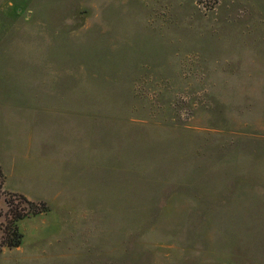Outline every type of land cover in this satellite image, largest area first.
I'll return each instance as SVG.
<instances>
[{
    "label": "rangeland",
    "instance_id": "1",
    "mask_svg": "<svg viewBox=\"0 0 264 264\" xmlns=\"http://www.w3.org/2000/svg\"><path fill=\"white\" fill-rule=\"evenodd\" d=\"M0 159V264H264V0H0Z\"/></svg>",
    "mask_w": 264,
    "mask_h": 264
},
{
    "label": "trees",
    "instance_id": "2",
    "mask_svg": "<svg viewBox=\"0 0 264 264\" xmlns=\"http://www.w3.org/2000/svg\"><path fill=\"white\" fill-rule=\"evenodd\" d=\"M17 198L19 201L14 204L13 202H8L7 204V213L4 216V225L1 230L0 250L3 247L13 249L20 245L22 234L18 229L17 222L23 219L28 211H31L34 214L46 211L41 203L35 204L26 200L23 196H18ZM36 205H40L41 208L37 209Z\"/></svg>",
    "mask_w": 264,
    "mask_h": 264
},
{
    "label": "crops",
    "instance_id": "3",
    "mask_svg": "<svg viewBox=\"0 0 264 264\" xmlns=\"http://www.w3.org/2000/svg\"><path fill=\"white\" fill-rule=\"evenodd\" d=\"M49 88L46 89V93H49ZM11 103V102H10ZM20 107H21V104H20ZM23 107L28 111V113H24V115L26 116H30L31 118V114H30V111L29 110H33L35 113L39 110V113L41 115L40 118H42L44 120V124H46L48 127L50 126V118H48L47 116L48 115H51V110L53 108H55V105L53 106L51 101H47V100H42L40 101L38 98L37 99H33L31 100L30 103H26V104H23ZM38 110H37V109ZM54 111V110H53ZM14 117L16 118L17 117V114L16 112L14 113ZM24 116V118H25ZM44 128L46 127L45 125H43ZM19 166V165H18ZM17 166V167H18ZM10 171L8 172L5 167H4V164H3V161H1L0 159V172L2 173V177H3V181H2V186L4 189L8 190V191H12V192H17V193H20L26 200L28 201H41L42 203H46L47 202L44 200V199H41L40 197H32L31 195H28L26 194L25 191H22V190H19L17 188H8L6 186L7 184V179L9 177L10 174H13V169H14V165H12V167H10ZM24 172V169H22V173ZM24 174H22L21 176H23ZM20 175H18L17 177L20 178L21 177ZM48 205V204H47ZM49 206V205H48Z\"/></svg>",
    "mask_w": 264,
    "mask_h": 264
}]
</instances>
